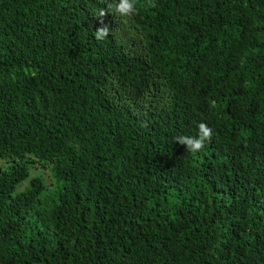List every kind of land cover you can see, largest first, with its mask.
I'll return each mask as SVG.
<instances>
[{
  "label": "trees",
  "instance_id": "obj_1",
  "mask_svg": "<svg viewBox=\"0 0 264 264\" xmlns=\"http://www.w3.org/2000/svg\"><path fill=\"white\" fill-rule=\"evenodd\" d=\"M154 2L0 0V264H264V0Z\"/></svg>",
  "mask_w": 264,
  "mask_h": 264
},
{
  "label": "clouds",
  "instance_id": "obj_2",
  "mask_svg": "<svg viewBox=\"0 0 264 264\" xmlns=\"http://www.w3.org/2000/svg\"><path fill=\"white\" fill-rule=\"evenodd\" d=\"M107 7L100 8L94 13L98 18H101L103 24V17L109 13L115 17L126 18L134 15L138 8V0H105ZM146 8H154L156 4L154 0H144L142 4ZM109 26L105 25L94 31L95 39L100 41L109 35ZM198 131L195 136L179 135L173 138L174 141L186 147L187 152L198 153L204 147L206 142H210L213 136L212 128L205 122H200L197 126Z\"/></svg>",
  "mask_w": 264,
  "mask_h": 264
},
{
  "label": "rangeland",
  "instance_id": "obj_3",
  "mask_svg": "<svg viewBox=\"0 0 264 264\" xmlns=\"http://www.w3.org/2000/svg\"><path fill=\"white\" fill-rule=\"evenodd\" d=\"M4 163H7V165L4 164ZM4 165H6V166H4ZM10 165H11V163H9V162H7V161H5V160L0 159V169H6V168H8ZM29 170H30V173H31V177L35 175V172H40V171H41L42 175L44 176V179H45L47 182H50V181H51V180H50V176H49L50 172H49L48 170H41V169L39 170V169H37V168H36L34 165H32V164H29ZM26 185H27V183H25L23 186H21L20 189L23 190V189L25 188Z\"/></svg>",
  "mask_w": 264,
  "mask_h": 264
}]
</instances>
